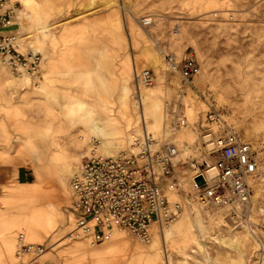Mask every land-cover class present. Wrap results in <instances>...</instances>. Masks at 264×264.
<instances>
[{
	"label": "rangeland",
	"instance_id": "rangeland-1",
	"mask_svg": "<svg viewBox=\"0 0 264 264\" xmlns=\"http://www.w3.org/2000/svg\"><path fill=\"white\" fill-rule=\"evenodd\" d=\"M10 4L16 9L10 31L16 34L19 49L26 57L37 55L41 63L37 70H27L33 77L26 82L0 56L9 70L0 65V264H83L88 256L78 247L84 242L100 249L124 233L116 232L95 245L90 238H68L75 227L70 180L90 146L100 144L109 154L103 140L112 133L110 109L121 120L131 119L114 141L118 147L111 148L113 153L125 146L129 133L142 128L143 112L147 129L158 139L173 140L180 152L166 185L170 202L183 207L176 220L164 231L159 228L150 242L125 231L134 245L144 247L140 260L264 264V0H11ZM144 18L153 22L144 25ZM189 51L202 68L185 86L180 74L168 69L166 54L181 58ZM145 68L156 80L141 88L142 105L135 97L134 77L136 70ZM174 98L176 103L180 98L189 123L171 131L166 103ZM149 104L156 105V117L147 111ZM212 112L220 114L219 120L210 118ZM96 124L103 129L96 130ZM226 126L235 127L252 143L259 170L251 182L249 204L206 207L193 195L196 168L215 159L206 152L203 135L208 128L218 131ZM51 157H65L69 169L59 190L48 185L56 183L55 176L47 174L37 182ZM28 200L34 202L40 219L52 220V227L38 237L25 217ZM13 220L19 225L7 232ZM19 231L41 245L46 255L29 252L19 259ZM119 250L112 247L99 261L88 263L108 264Z\"/></svg>",
	"mask_w": 264,
	"mask_h": 264
},
{
	"label": "built area",
	"instance_id": "built-area-1",
	"mask_svg": "<svg viewBox=\"0 0 264 264\" xmlns=\"http://www.w3.org/2000/svg\"><path fill=\"white\" fill-rule=\"evenodd\" d=\"M15 10L10 0H0V56L13 71L37 70L41 59L33 54L26 57L20 52L16 46L17 36L10 31ZM151 21V18H144L143 24L149 25ZM166 64L170 71L180 74L185 86L193 83L202 68L193 51L181 58L168 53ZM155 80L156 75L150 68L135 71V97L139 104L143 105L141 87L152 85ZM176 100L166 103V124L171 131L189 123L180 98L178 103ZM219 117V113L210 114L212 120H219ZM146 124L143 112V133L133 135L138 152L123 151L114 156L93 153L83 158L70 180L75 227L69 238H90L93 242H102L108 232L117 227L143 242H150L152 225L169 224L183 209L179 202L172 204L166 193L167 180L175 170L179 147L170 138L158 139L150 134ZM203 143L208 155L215 156V159H206L196 168L194 178L202 174L204 181H194V197L206 207L249 204L251 182L259 170L252 143L233 126L222 127L218 131L208 128L203 135ZM18 239L17 255L21 260L26 253L43 251L41 245L26 242L22 234ZM25 264H30V261Z\"/></svg>",
	"mask_w": 264,
	"mask_h": 264
},
{
	"label": "crops",
	"instance_id": "crops-1",
	"mask_svg": "<svg viewBox=\"0 0 264 264\" xmlns=\"http://www.w3.org/2000/svg\"><path fill=\"white\" fill-rule=\"evenodd\" d=\"M126 89H127V87L124 88L125 91H126ZM93 110H94V108L90 109L91 113L94 112ZM147 111L151 115H155V117L157 116L156 105H154V104L147 105ZM113 112L114 111L112 109H110L108 111V117L110 119H112V121H113V126L110 130V132H112V133L108 134L111 136L108 137V135H105L106 139L103 140L106 147L108 148L109 153L112 152V150H111L112 147H118V145H114V141L116 139L120 138V134L122 133V131L126 127H129L130 121H131L130 117H128V116H124V120H121L120 118H117ZM95 127H96V130L97 129H99V130L103 129L101 127V124H96ZM98 133L101 134V132H98ZM65 164H66V158L65 157H59V158L58 157H51L50 161L47 162L46 165L42 167L43 170L38 173L37 182L40 181L47 174H49L50 176H55V177H57L56 183L53 181V182H50L48 185H49V187L55 186V188H57L59 190L60 187L64 186L65 174L69 170V169L65 168L66 167ZM26 206H27L28 213L26 211L25 217L27 216L30 218V220H29L30 231L34 235H36V237H38L42 232L47 231L48 229H50V227H52L51 218H46L44 216V219L42 220L37 216L38 210H37V207H35L34 202L32 200L31 201L28 200ZM14 221H16V220L11 221L12 222L11 225L6 227L7 232L14 231L13 230L14 227L19 225V224H17L18 221H16V222H14ZM121 232H124V233H120V234L115 235L113 237V239L108 244L101 247L100 249H92L91 247H89L87 245L86 242H84L81 245V247H78L79 249H84L85 256H88V257L84 258L83 264H90L91 262H93V260L99 261L100 256L104 254L103 252H107L112 247L119 248L120 250H119V254L117 256H115V258L108 264H146L142 260H140L141 255L142 256L145 255V254H143V250H142V248H144V247L141 248V247H138L137 245H134L126 236L125 231H121ZM9 238L11 239L10 236H9ZM95 244L96 243H94L92 241V245H95ZM88 262H90V263H88Z\"/></svg>",
	"mask_w": 264,
	"mask_h": 264
},
{
	"label": "bare ground",
	"instance_id": "bare-ground-1",
	"mask_svg": "<svg viewBox=\"0 0 264 264\" xmlns=\"http://www.w3.org/2000/svg\"><path fill=\"white\" fill-rule=\"evenodd\" d=\"M11 1V0H10ZM153 20V19H152ZM153 22V21H152ZM16 46H17V48L19 49V44H18V41L16 40ZM19 51L20 52H22L20 49H19ZM33 53L35 52V51H33V50H31ZM24 54L26 53V52H23ZM0 65L4 68V69H7L4 65H2L1 63H0ZM8 70V69H7ZM9 71V70H8ZM19 73H20V77L19 78H24L25 79V81L27 82V81H29V79L30 78H32L33 76H31L30 74H29V72H27V70L26 69H21L20 71H19ZM143 87H151V86H148V85H144V86H142L141 88H143ZM148 130V129H147ZM148 132L150 133V134H152L149 130H148ZM143 133V129L142 128H140L139 130H137V131H132L131 133H129L128 134V137L126 138V143H125V146L123 147V148H121L119 151H117V152H115V153H113V152H111V153H113V154H111V153H109V154H106L104 151H103V149H102V147H101V145L99 144H97V145H94L93 147L92 146H90L89 147V149H88V151L83 155V157H82V159L84 158V157H86V156H90L91 154H93V153H96V154H99V155H103V156H114V155H118V154H120L121 153V151L122 150H127V149H130V151H132V152H138L139 151V148L137 147V145H135V143L133 142V135H136V134H142ZM153 136H156V135H154V134H152ZM130 151H129V153H130ZM128 152V151H127ZM180 156V152L178 153V155L176 156V158H175V160H177V158ZM82 161V160H81ZM81 163V162H80ZM79 167V166H78ZM77 167V168H78ZM212 171H214V170H212ZM74 172V171H73ZM70 188H71V185H70ZM71 193H72V190H71ZM74 214V213H73ZM176 220V219H175ZM71 221H72V223H71V226H73L74 224H75V222H74V218H73V216H72V219H71ZM171 222H174V220L173 221H171ZM169 223L168 225H164V226H159L157 223H154L153 225H152V239H151V241L153 240V237H154V234H155V232H157V231H159L160 229L159 228H161V229H163V231L165 230V228H167L168 226H170L172 223ZM74 228V226L71 228V230ZM119 231H126V230H124V229H122V228H117V227H115V228H113V229H111L109 232H108V236L107 237H109V236H111V235H113L114 233H116V232H119ZM127 232V231H126ZM23 235L24 236V240L26 241V240H30V239H28V237H27V235H26V233L24 232V231H19L18 233H17V249H18V247H19V242H18V236H20V235ZM70 236V235H69ZM106 237V238H107ZM69 238V237H68ZM158 238V237H157ZM30 242H31V240H30ZM130 242V241H129ZM31 243H34V241H32ZM17 251V250H16ZM40 255L41 254H43V256H45L46 255V253H42V252H40L39 253Z\"/></svg>",
	"mask_w": 264,
	"mask_h": 264
},
{
	"label": "water",
	"instance_id": "water-1",
	"mask_svg": "<svg viewBox=\"0 0 264 264\" xmlns=\"http://www.w3.org/2000/svg\"><path fill=\"white\" fill-rule=\"evenodd\" d=\"M195 180L198 182V183H202L204 181V176L202 174H199L195 177Z\"/></svg>",
	"mask_w": 264,
	"mask_h": 264
}]
</instances>
